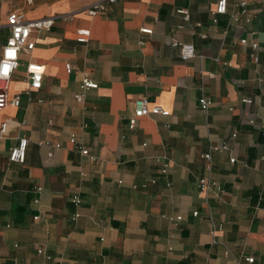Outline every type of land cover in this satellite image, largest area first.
<instances>
[{"label": "crops", "instance_id": "crops-1", "mask_svg": "<svg viewBox=\"0 0 264 264\" xmlns=\"http://www.w3.org/2000/svg\"><path fill=\"white\" fill-rule=\"evenodd\" d=\"M96 1L0 0V58L10 13L54 19L20 54L7 91L19 106L0 111V264H264V0H246L239 26L212 22L217 0H122L90 17ZM28 63L45 67L37 91ZM84 77L97 88L82 91ZM139 98L169 116L129 129ZM21 139L24 163L9 162Z\"/></svg>", "mask_w": 264, "mask_h": 264}, {"label": "built area", "instance_id": "built-area-1", "mask_svg": "<svg viewBox=\"0 0 264 264\" xmlns=\"http://www.w3.org/2000/svg\"><path fill=\"white\" fill-rule=\"evenodd\" d=\"M122 0H99L91 3L86 9V14L90 17L97 15H103L105 13V3H117ZM29 4L31 0H26ZM247 1L246 0H217L216 7L214 11L211 12L212 22L217 21V17L221 15H228L230 25H240L242 21L248 22L247 19ZM176 14L181 17L183 21H188L189 11L186 8H180L176 10ZM54 23L52 17L37 19V20H26L20 12H12L6 17V27L8 28L9 35L6 42L1 49L0 58V111L7 106L18 107L20 104V95H15L9 98L7 91L9 88L10 81L12 79L13 73L21 66L19 57L24 51H31L35 43L31 40V34L33 32L48 31ZM140 33L150 35L152 33L151 29H140ZM204 38V36H202ZM79 43L87 42V38L84 33L79 32V38L77 39ZM239 44L242 46H247L246 39H240ZM172 47H177L179 49V55L182 61H188L195 57V49L192 44H181L176 41L171 43ZM252 50L250 58L253 61H257L256 51L258 49L257 43H252L250 45ZM66 70L70 72V65H66ZM45 73V67L40 64L28 63L25 65V80L28 84V91H37L41 88L42 79ZM97 88V84L90 81L87 77H84L80 83V89L82 91L93 90ZM74 100L77 103L83 102V96L81 94H74ZM244 103L249 104L250 100H243ZM199 107L202 110H207L211 105V101L207 98H200L198 101ZM148 116H169V112L163 110L160 107H148L146 98H139L134 101V113L133 117L129 120V129H133L136 126L138 119ZM6 125L2 124L0 126V132L5 133ZM69 142L74 148L80 151L82 156L89 158L91 161H95V158L91 156L88 150L79 147L76 144L75 136L71 135ZM27 147V140L21 139L18 141L17 145L12 147L9 151L8 161L12 163L23 164L25 161V153ZM59 148V145L55 146ZM222 149H225L224 147ZM50 157V154L48 155ZM206 161L210 160V155L206 154L203 156ZM233 163L234 159H230ZM210 167L207 166V170ZM198 188L200 192H204L209 188V184L206 180L200 179L198 181ZM35 193H39L40 189L35 188ZM38 200L35 199L34 203ZM71 202L77 207L80 204V199L77 195L71 198ZM193 216H197V212L192 213ZM77 217V215H75ZM36 219V218H35ZM176 221H180L181 217H176ZM37 255L44 256L49 259L48 256L44 254L41 248L36 250ZM247 263H252L251 258H246Z\"/></svg>", "mask_w": 264, "mask_h": 264}]
</instances>
